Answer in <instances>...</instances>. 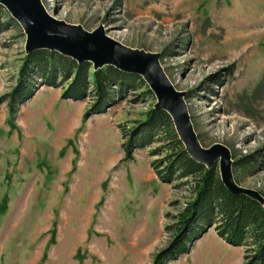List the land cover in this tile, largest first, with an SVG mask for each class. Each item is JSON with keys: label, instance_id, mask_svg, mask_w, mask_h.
Listing matches in <instances>:
<instances>
[{"label": "rangeland", "instance_id": "1", "mask_svg": "<svg viewBox=\"0 0 264 264\" xmlns=\"http://www.w3.org/2000/svg\"><path fill=\"white\" fill-rule=\"evenodd\" d=\"M42 2L59 21L160 54L203 147L225 145L233 161L264 150V0ZM17 25L0 37V97L26 55ZM58 91L23 105L16 129L0 103V264H152L169 243L166 214L190 199L187 187L157 181L151 164L161 157L142 149L128 160L122 149L155 95H130L86 119L93 101ZM235 176L264 196V170ZM228 248L173 264H240V249Z\"/></svg>", "mask_w": 264, "mask_h": 264}, {"label": "trees", "instance_id": "2", "mask_svg": "<svg viewBox=\"0 0 264 264\" xmlns=\"http://www.w3.org/2000/svg\"><path fill=\"white\" fill-rule=\"evenodd\" d=\"M17 24L0 5V37ZM42 87L61 89L63 100L83 102L90 98L93 102L86 119L105 114L130 95H154L142 77L124 73L113 65L95 70L90 62L79 64L59 52L38 50L21 59L15 84L0 97V103L7 106L11 128H17L21 107ZM123 137L127 140L122 145L126 159L133 160L137 150L149 149L150 157H161L151 164L158 181L175 184L174 188L187 187L190 194L180 212L166 214L170 222L164 231L169 243L154 255L152 264L177 261L190 252L193 240L201 239L210 229L226 244L244 249L243 264H264V206L248 196L229 192L218 166L208 169L195 162L167 112L150 110ZM233 168L234 174L248 176L264 170V150L236 158ZM4 211L5 207L0 208V214Z\"/></svg>", "mask_w": 264, "mask_h": 264}, {"label": "water", "instance_id": "3", "mask_svg": "<svg viewBox=\"0 0 264 264\" xmlns=\"http://www.w3.org/2000/svg\"><path fill=\"white\" fill-rule=\"evenodd\" d=\"M11 17L21 26L26 40V55L38 50L56 51L76 60L90 62L95 70L112 66L143 78L157 99L156 110L167 112L189 156L198 164L212 169L219 164L223 183L233 195H245L264 206V196L236 181L232 153L215 144L205 148L196 133L185 97L171 82L161 62V55L127 47L106 36L103 28L88 32L79 25L67 24L51 16L42 0H0Z\"/></svg>", "mask_w": 264, "mask_h": 264}, {"label": "crops", "instance_id": "4", "mask_svg": "<svg viewBox=\"0 0 264 264\" xmlns=\"http://www.w3.org/2000/svg\"><path fill=\"white\" fill-rule=\"evenodd\" d=\"M46 88H49V87H42L40 90L46 89ZM57 90H59V89H57ZM60 93H61V96H62L61 89L58 91V96H59ZM146 150H148V149H146ZM151 169H152V167H151ZM152 171L155 174V176L157 177V175H156V173L154 172L153 169H152ZM157 179H158V177H157ZM215 232L216 231L214 229H210L201 239L195 241L192 244L190 252L188 254H186V255L181 256L180 259L183 258L184 256L192 254L193 251H195V250H198V252H202L203 254H213L215 252V250H217V249H219V250L223 249V251H228L230 249L228 247H232V246H230L229 244H226V242L223 239H221L218 236V234L215 233ZM232 248H239L240 249V251H241V253H240L241 254L240 264H243L244 263V252H243L244 249L241 248V246L240 247H232ZM219 250H217V251H219ZM179 260L175 261V262H172L170 264L177 263V262H179ZM237 263H238V257H237ZM233 264H234V262H233Z\"/></svg>", "mask_w": 264, "mask_h": 264}]
</instances>
